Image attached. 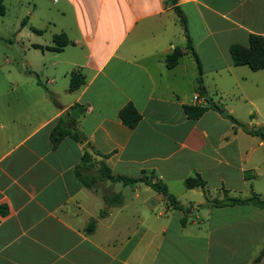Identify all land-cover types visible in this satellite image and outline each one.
<instances>
[{"label":"crops","instance_id":"crops-1","mask_svg":"<svg viewBox=\"0 0 264 264\" xmlns=\"http://www.w3.org/2000/svg\"><path fill=\"white\" fill-rule=\"evenodd\" d=\"M48 1L55 30L35 31L20 62L0 59V264L255 263L264 209L212 202L223 201L224 190L264 199V140L232 119L264 129V70L235 67L230 54L251 35L264 38V0H177L187 30L168 0ZM60 34L70 44L49 50ZM176 50L184 56L168 69ZM74 74L86 83L70 92ZM208 99L227 116L208 107L189 119L184 108ZM129 104L142 116L133 129L119 118ZM59 130L68 134L59 138ZM88 148L104 159L91 156L85 176H97L101 162L115 177L151 175L188 214L146 184L108 181L106 192L122 194L124 205L100 218L103 194L76 176ZM197 176L206 192L186 188Z\"/></svg>","mask_w":264,"mask_h":264},{"label":"trees","instance_id":"trees-1","mask_svg":"<svg viewBox=\"0 0 264 264\" xmlns=\"http://www.w3.org/2000/svg\"><path fill=\"white\" fill-rule=\"evenodd\" d=\"M4 0H0V12L4 13V8L2 6ZM168 2L174 6L175 11L180 19V23L182 26L187 30V22L184 14L177 6V0H168ZM188 38V51L192 54V56L195 59V62L197 64L198 69V78H197V89L199 92L200 97H206L207 90L204 86V79H203V69L202 65L199 61V58L197 57L196 53L194 52L193 46L191 44V40L189 36ZM54 44L55 46L53 48H49V50L52 51H60L62 48H65L70 44V41L68 40L67 36L65 34L56 35L54 37ZM230 54L232 57V61L235 67H242L247 66L254 72H259L264 70V38L262 36L257 35H251L249 40L248 46H242V45H233L230 48ZM184 56V52L180 50H176L172 55L168 56L166 58V65L168 69H173L177 66L179 60ZM86 83V79L82 74H74L71 79L70 84V92H75L79 90L84 84ZM210 102L209 108H215L217 110H220V107L213 104L211 100H206ZM186 115L189 119L193 121H198L202 116L207 112L208 108L203 106H186L184 108ZM120 120L123 122L124 125H126L129 128H136L140 121L142 120V116L137 111V109L134 107V105L129 104L126 107H124L119 114ZM232 118V117H231ZM235 124L241 128L244 129V131L251 135L256 136L264 140V129H258V130H250L247 129L242 124L238 123L237 120L232 118ZM64 134H68L67 132H60L57 134L60 137H62ZM72 136L75 139H79L78 135L76 133H73ZM93 158L86 153L84 157L83 165L78 167L76 170V176L80 180V182L88 189L96 190L98 188V184L100 182H112V183H122L124 186H130L135 187L137 184H146L149 186L152 190H154L157 193L162 194L167 201L169 202V205L174 209L181 212H184L185 214H188L189 210L185 207L179 205L177 199L174 195L170 194L169 189L167 185L162 183L161 181H147L144 178L135 180L130 179L126 177H115L112 175L111 170L106 166L104 162H101V168L99 170V174L93 175V176H85L84 175V168L86 167L87 163L92 162ZM154 174V173H153ZM187 189H196L200 188L204 192H206V182L200 177H194L189 178L186 183ZM225 193V199L223 201H214L212 202L213 206L216 207H226V206H235V205H254L256 207H259L261 209H264V199L261 198L259 195H253L249 199H237L229 197V191L224 190ZM103 199L106 207L102 210L100 214V218H105L109 215V210L113 207H121L124 205V197L120 193H103ZM183 224H187V218L183 219ZM96 228V221H92L89 226L87 227V232L89 234H92L95 231ZM264 256V250L261 253V255L257 258L255 263L253 264H259L262 257Z\"/></svg>","mask_w":264,"mask_h":264},{"label":"rangeland","instance_id":"rangeland-1","mask_svg":"<svg viewBox=\"0 0 264 264\" xmlns=\"http://www.w3.org/2000/svg\"><path fill=\"white\" fill-rule=\"evenodd\" d=\"M2 6L4 13L0 12V59L11 56L9 58L11 61L20 62L24 57L25 47L35 37V31H46L50 36V31L55 30L47 23L51 20L47 17L54 15L49 12L53 5L48 0H4ZM26 19H28L27 24ZM237 106L238 111L243 115L246 106L243 104ZM144 179L153 181L151 175ZM258 186L264 190V176L259 179ZM106 187H109L107 182L102 181L95 191L102 195L107 191Z\"/></svg>","mask_w":264,"mask_h":264},{"label":"water","instance_id":"water-1","mask_svg":"<svg viewBox=\"0 0 264 264\" xmlns=\"http://www.w3.org/2000/svg\"><path fill=\"white\" fill-rule=\"evenodd\" d=\"M209 106H210V102L207 101L205 107L208 108ZM220 113H221V115L223 117H226L227 116V112L226 111H223L222 109H220ZM87 151H88L89 155L92 156L97 161H103L104 158L101 155L97 154L93 149L88 148ZM196 212L198 213L199 210H197Z\"/></svg>","mask_w":264,"mask_h":264}]
</instances>
